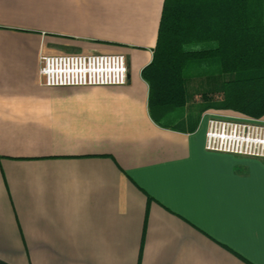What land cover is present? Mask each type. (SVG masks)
<instances>
[{"label":"crops","instance_id":"0c3cea01","mask_svg":"<svg viewBox=\"0 0 264 264\" xmlns=\"http://www.w3.org/2000/svg\"><path fill=\"white\" fill-rule=\"evenodd\" d=\"M163 4L0 0V264H264V159L205 148L243 114L151 113ZM92 52L126 55L127 83L43 84L42 55Z\"/></svg>","mask_w":264,"mask_h":264},{"label":"trees","instance_id":"16d2710c","mask_svg":"<svg viewBox=\"0 0 264 264\" xmlns=\"http://www.w3.org/2000/svg\"><path fill=\"white\" fill-rule=\"evenodd\" d=\"M142 74L160 124L177 127L179 112L200 116L208 109L263 117L264 0H164L153 58ZM215 92L223 98L193 101Z\"/></svg>","mask_w":264,"mask_h":264},{"label":"built area","instance_id":"2783aa9c","mask_svg":"<svg viewBox=\"0 0 264 264\" xmlns=\"http://www.w3.org/2000/svg\"><path fill=\"white\" fill-rule=\"evenodd\" d=\"M40 63V76L48 87L119 86L128 81L127 57L121 53L45 54ZM205 148L264 159V119L211 116Z\"/></svg>","mask_w":264,"mask_h":264}]
</instances>
